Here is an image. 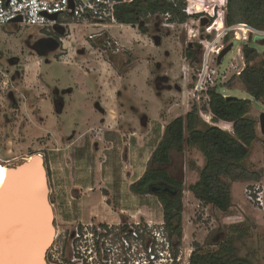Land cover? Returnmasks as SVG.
I'll return each mask as SVG.
<instances>
[{"label": "rangeland", "instance_id": "1", "mask_svg": "<svg viewBox=\"0 0 264 264\" xmlns=\"http://www.w3.org/2000/svg\"><path fill=\"white\" fill-rule=\"evenodd\" d=\"M197 1L192 4V13L202 16L198 14L185 23L172 24L168 29L163 28V19L153 17L148 21V33H142L143 37L136 27L118 23L105 27L124 46L119 54L110 56L111 74L105 73L116 82L118 94L117 102L113 103L117 107L114 106L112 124L103 123L105 116L96 107L98 91L93 79L97 77L96 73L104 72L99 70L98 54L94 50L99 45L88 38L92 28H75L74 35L67 38V47L61 45L47 59L35 51H32L35 58L30 54L35 43H30V36L33 35L34 40L45 31L35 26L20 27L17 23L0 26V165L13 168L33 156L44 159L55 227L54 241L46 256L48 264H98L97 257L103 255L106 250L104 244L108 241L103 244L101 240L91 239V235L87 240H81L79 235L82 230L86 233L91 231L99 219H107L110 215L119 218L116 214L120 207H126L125 203V213H128L125 221L147 223L137 211L146 198L134 195L128 185L141 175L146 159L169 120L186 114L196 104L201 118L208 124L214 123L213 113L205 108L209 102L206 89L230 81V88L226 86L223 91L225 94L252 99L238 78V72L245 67L242 48L247 43L255 46L258 63L263 57L264 45L255 43L254 36L264 35V32L252 31L244 37L241 32L237 35L236 30L232 31L233 27L248 25L236 24L224 38L228 27L224 23L226 0H200V6ZM210 7L209 14L205 9ZM201 8L204 9L202 12ZM203 15L211 17L209 24L214 25L216 21L221 28L217 24L211 28H208V23L203 26ZM155 37L160 39L158 43ZM232 42V49L217 64L218 52ZM189 43L197 51L195 59L187 57ZM84 46L88 53H83ZM206 55L210 62L205 75ZM146 70L148 80L144 77ZM118 74L123 80L117 78ZM202 74L205 75L204 80ZM184 75L188 76L187 89L180 95L176 86L181 85ZM149 86L154 91L149 93L145 89ZM56 87L74 91L63 96L67 105L62 113H57L53 104ZM173 90L175 94H171ZM11 93L19 102L17 106L9 99ZM156 96L163 99L162 103ZM252 101L249 113L257 120L258 139L242 163L261 177L239 181L226 177L231 184L232 195V206L226 212L202 204L189 190L185 191L184 237L179 247L181 264H189L195 241L204 243L205 249H214L217 245L209 242L218 243L227 237L235 238L242 256L250 257L256 264H264V211L248 198L246 192L249 185L264 184V134L260 126L264 99ZM217 123L233 132L232 123ZM107 125L114 131L108 132ZM147 127L151 138L148 137L146 142L141 131ZM129 128L137 130L138 136H130ZM87 129H91L90 135L82 137ZM99 129V136H105L106 146L97 148L91 140H95V132ZM140 143H145L144 148L138 147ZM171 155L172 162L166 168L173 177L183 180L188 189L200 179L207 163L206 156L199 146H187L184 153L172 152ZM101 187L117 192L110 195V205L99 218L93 210L96 203L94 206L93 203L84 204L83 194L84 191L89 192L87 196L95 201ZM148 207L147 217L154 227H160L162 208L156 201L148 203ZM117 251H121L118 245ZM173 251L177 253L175 247ZM143 253L142 249L131 252V264H143Z\"/></svg>", "mask_w": 264, "mask_h": 264}, {"label": "trees", "instance_id": "2", "mask_svg": "<svg viewBox=\"0 0 264 264\" xmlns=\"http://www.w3.org/2000/svg\"><path fill=\"white\" fill-rule=\"evenodd\" d=\"M186 7V0H133L119 5L116 15L120 23L139 25L140 31L147 33L145 24L154 14L171 12L170 22H187L192 15L185 11ZM226 11L225 23L228 27L245 24L264 31V0H227ZM56 36L60 37L61 32ZM242 51L245 67L238 78L253 100H263L264 53L256 63L258 49L255 46L244 44ZM196 53V50L189 49L187 57L194 58ZM229 84L230 81L221 86L216 84L206 93L214 122L222 120L232 123L233 132L225 130L220 124L206 123L195 104L191 111L166 123L145 172L130 185L134 195L156 196L162 206L165 231L177 253L184 237L185 191L189 190L202 204L226 212L232 206V195L231 184L225 178L239 181L258 180L261 177L257 171L242 163L248 158L252 144L258 139L257 120L249 113L253 101L250 98L225 96L223 91L226 86L230 88ZM187 146H199L207 159L200 179L188 189L183 180L173 177L166 168L172 161V152L184 153ZM209 243L216 244L217 247L205 249L204 243L194 242L189 264H256L250 257L239 253L233 237Z\"/></svg>", "mask_w": 264, "mask_h": 264}, {"label": "built area", "instance_id": "3", "mask_svg": "<svg viewBox=\"0 0 264 264\" xmlns=\"http://www.w3.org/2000/svg\"><path fill=\"white\" fill-rule=\"evenodd\" d=\"M132 1L133 0H0V25L17 23L20 27L24 25L29 27L35 26L40 31H45L43 35L46 37L54 36V34L61 32L59 41L65 46V48L67 47V38L74 35L76 32L75 28L79 26L84 27L85 29L92 28L93 30L89 33L88 38L94 42L101 41L103 43L102 50L104 53L117 54L121 51V47L115 40L106 34L107 28L105 27L119 23L116 15L117 7L123 3H129ZM186 4L187 7L185 8V11L188 14H193L188 11L187 0ZM211 9L212 7L205 10L210 14ZM55 14L57 16L56 18H53L52 16ZM20 17L22 20L18 21ZM152 17H160L163 19V26L168 28L172 24L177 23L170 22L172 18L171 12L154 14ZM210 20L211 17L208 18V22ZM213 24H217L219 28H221L220 23L214 21ZM214 25L208 23V28H211ZM230 28L231 27H227L225 31ZM249 30L250 32L258 31L251 27H249ZM52 32L54 34H52ZM206 46L208 47V45ZM206 58H208L207 55L205 56V63ZM203 72L205 73V70ZM205 75L202 74L203 80ZM197 89H199V87H197ZM207 90L208 89H206L205 92ZM225 96H227V94H225ZM206 98L209 99V96L207 95ZM207 106L210 111L209 103H207ZM212 124L218 125L217 122ZM100 133L101 129L95 132V138H97ZM250 186L251 185L246 189L248 198L253 201L259 209L264 211V189H261L262 187L264 188V184L259 183ZM159 224L160 227H154L151 221L143 223L139 220L133 223H128V226L132 228V231L131 233H127V236L125 235L122 237L121 247L131 249L132 252H139V250L142 249L144 251L143 264H181L179 261V253L173 251L174 245H172L168 233L165 231L164 222H160Z\"/></svg>", "mask_w": 264, "mask_h": 264}, {"label": "water", "instance_id": "4", "mask_svg": "<svg viewBox=\"0 0 264 264\" xmlns=\"http://www.w3.org/2000/svg\"><path fill=\"white\" fill-rule=\"evenodd\" d=\"M56 16L55 14L52 17L56 18ZM21 20L22 18L20 17L18 21ZM207 23L208 18L203 17L201 19V24L204 26ZM154 39L157 43L160 40L158 37ZM34 42L33 50L39 56L46 57L47 59L61 46L60 41L54 36L40 37ZM254 42L264 45V35L256 34L254 36ZM233 45L234 43L232 42L220 51L217 57V64L221 63L222 58L232 49ZM67 90L71 91V89ZM63 108L64 103H59L56 107L57 113H62ZM260 126L264 134V113H262L260 117ZM30 158L31 159H27L25 162L10 168V175L17 181L15 201L21 208L20 220L27 230L22 233L20 243L22 246L29 249L18 255L8 257L10 264H48L46 259L47 251L53 243L55 236L54 216L52 206L49 202V186L45 162L44 159L39 156ZM42 173L45 175L47 188L41 181ZM18 181L20 183H18ZM40 228L43 229L40 244L34 245L35 236ZM45 240L46 242H43Z\"/></svg>", "mask_w": 264, "mask_h": 264}, {"label": "crops", "instance_id": "5", "mask_svg": "<svg viewBox=\"0 0 264 264\" xmlns=\"http://www.w3.org/2000/svg\"><path fill=\"white\" fill-rule=\"evenodd\" d=\"M118 24H120V25H123V23H118ZM0 26H4V25H0ZM124 26H132V27H136L137 29H138V34H142V32L140 31V29H139V25H136V26H134V25H131V24H124ZM141 32V33H140ZM52 34H54L53 32H52ZM106 34L110 37V38H112L113 40H115L117 43H118V45L121 47V49L122 50H124V46H123V44H121L120 43V41L116 38V37H114L113 35H111L108 31H106ZM57 34H54V37H56L57 38V36H56ZM145 35H147V34H145ZM40 37H46V36H44L43 34L42 35H40ZM39 37V38H40ZM142 37H143V34H142ZM30 38H31V40H32V42H34L36 39H38V38H36V39H34L33 40V35H31L30 36ZM145 38V37H144ZM58 39V38H57ZM59 40V39H58ZM94 43H96V44H98L99 45V48H94V50L97 52V54H98V57H97V60H98V66H99V70H103V74H98V73H96L97 74V77H95L93 80H94V82H96V84H95V89L98 91V104L96 105V107H97V109L101 112V114L102 115H104L105 117H103L102 119H103V123H105V124H108V123H111L112 122V120H111V117H112V115H113V112H114V110H116V108L114 107V106H116L117 107V105H114L113 103L115 102H117V98H118V94H117V89H116V82L115 81H113V79H111V77L110 76H106L105 75V73L107 72V73H110L111 74V72L109 71V67L111 66V64H110V58H108V56L107 55H105L104 54V52H103V50H102V47H103V43L101 42V41H98V42H94ZM101 47V48H100ZM83 49V52H87L88 53V50H86V47L84 46V47H82ZM32 51H34L33 50V48L31 49V52ZM74 51V50H73ZM30 52V54L32 55V57H34L35 58V56H33V52L31 53ZM119 54V53H118ZM84 56V55H83ZM107 57V58H106ZM35 61L37 62L38 61V59H35ZM97 66V67H98ZM98 69V68H97ZM106 70V71H105ZM89 76V75H88ZM118 77V79L119 80H123L122 79V76H120L119 74L117 75ZM144 77L145 78H147V80H148V78H149V73L147 72V70H146V74H144ZM187 78H188V76L186 77L185 75H184V79H183V81H181V85H178V86H176V88H177V92H178V94H180V95H182V94H184L185 92H186V89H187ZM85 87H87V85L85 84ZM97 87H99V89H97ZM82 89V88H81ZM145 89H147V91L150 93V92H152V91H154V88H152V87H147V88H145ZM74 92V91H73ZM87 92V91H86ZM176 93V91H172L171 92V94H175ZM85 93V92H84ZM87 94V93H86ZM227 95H231V94H227ZM162 96V95H161ZM156 97H159V96H156ZM156 97H154V99H156ZM157 100V99H156ZM158 100H159V102L160 103H162V101H163V99L161 100V97H159L158 98ZM158 100H157V102H158ZM87 102V101H86ZM86 104V103H85ZM84 104V105H85ZM67 105V104H66ZM84 105H82V106H84ZM171 107H173V106H171ZM115 113V112H114ZM112 124V123H111ZM113 126V125H112ZM106 128H108V132H111V131H114L113 129H111L112 127H110V126H105ZM114 127V126H113ZM90 130L91 129H87V130H85L84 132H83V134H82V137H85V136H88V135H90L89 134V132H90ZM144 130V131H143ZM163 130H164V126H163V128H162V131H161V134L159 135V137H158V139H157V142H156V145L154 146V149H155V147L157 146V144H158V142L160 141V139H161V137H162V135H163ZM129 131H130V136H138V134H137V130L135 131V130H131V128H129ZM108 134V133H107ZM104 135V134H103ZM103 135H101V136H98L97 137V139L95 138V140H93L92 139V135H91V141H93L94 142V144H96V146H97V148H100V147H102V146H106L104 143H106L105 142V136H103ZM141 136H142V139H144V141H146L147 142V140L149 139V138H151V137H149L150 135H149V127H147V128H144V129H142V131H141ZM81 137V138H82ZM149 137V138H148ZM130 140H132V137H130ZM133 141V140H132ZM143 141V142H144ZM144 146H145V143H140L139 144V146L138 147H140V148H144ZM154 149L151 151V153H150V155H149V157L146 159V165H145V168H144V170L141 172V175L140 176H138L137 177V179L138 178H140L142 175H143V173L145 172V170H146V168H147V166H148V164H149V161H150V158H151V156H152V153H153V151H154ZM106 150V149H105ZM172 162V161H171ZM131 183H133V182H131ZM131 183H129V185H128V187H129V189H130V185H131ZM105 188H103V187H101L100 188V195L98 194V192H97V194H98V196L99 197H97V200L95 199V201L94 200H90L89 199V192L87 193V191H84V199H83V201H84V204H87V206H88V204H90L91 205V203H93L92 205L94 206V204L96 203V205H95V207L93 208V210L94 211H96V213L98 214V217H99V215H102L103 214V212L105 211V210H107V208L109 207V202H108V198L110 197V195H112V193L113 194H115L117 191H110L109 189H105ZM107 190V191H106ZM131 191V190H130ZM88 195V196H87ZM87 196V197H86ZM144 197L146 198V200L145 201H142L141 203H140V207H139V209L137 210V211H139V212H141V214H142V216H143V218H145L147 221H152V220H150L149 219V217H147V214H146V211H149V207H148V203H150V202H154V201H156L159 205H160V207L162 208V206H161V204H160V202L158 201V199L156 198V196H154V195H152V194H148V195H144ZM133 201V200H132ZM199 201V200H198ZM95 202V203H94ZM125 203V202H124ZM126 207H127V204L125 203L124 204ZM84 206H86V205H84ZM134 206V205H133ZM126 207H120V209H126ZM134 208V207H133ZM133 208H131L133 211L132 212H134V209ZM135 216V215H134ZM149 216V215H148ZM103 217V216H102ZM99 218H101V216L99 217ZM108 218H112V219H115L116 217L115 216H109ZM116 219H118V218H116Z\"/></svg>", "mask_w": 264, "mask_h": 264}, {"label": "flooded vegetation", "instance_id": "6", "mask_svg": "<svg viewBox=\"0 0 264 264\" xmlns=\"http://www.w3.org/2000/svg\"><path fill=\"white\" fill-rule=\"evenodd\" d=\"M198 14H199V17L202 16V15H200V13H195V14H191L192 15L191 18H195ZM150 19H151V17H150ZM145 25L147 27L148 23H146ZM163 28L168 29V27H163ZM147 29H148V27H147ZM60 37H58V39ZM31 42H32V40L30 41V43ZM30 43H29V45L31 46L32 43L31 44ZM192 48H193V45L191 43H189V48L187 49V51L189 49H192ZM192 50H194V49H192ZM77 51H78V49L75 50L76 53H77ZM121 51H122V49H121ZM104 54L107 55L108 58H110V56H112V55H116L115 53H109V54L104 53ZM195 56L192 59H195ZM110 60H111V58H110ZM68 89H70V88H68ZM72 92H73V89H71V91H68L67 89H64V88L59 89L57 87L54 89L53 104L55 106V111H56V107L59 103H64V108H63V112H64L67 103L65 102L66 100L63 96L65 94L72 93ZM9 99L13 100L14 104L16 106L19 104L15 94H13V93H11L9 95ZM97 104H98V101L96 102V105ZM123 210L124 209H120L119 210L120 212L118 214H116L119 217L118 219H115V220L114 219H108V218L107 219H99L97 224L92 225L91 231H88L86 233V232H84V230H82V234L79 235L81 240H83V239L85 240L88 236L91 235L92 236V238L90 237L91 239L101 240L103 244H104L105 240L108 241L107 244H104L106 247V250L103 253V255L100 254V257H97V263L98 264H131V262H132V254H131L132 251H131V249H126V248L121 247L122 237L125 235L127 236V233H131V231H132V228L128 226V222L125 221V219L127 218L126 214H128V213H125V210L123 212ZM110 216H112V215H110ZM117 245L120 246V249H121V251L119 253L117 251ZM85 247L87 248L86 245H85ZM83 256L84 255L82 254V259L84 261ZM82 264H84V262Z\"/></svg>", "mask_w": 264, "mask_h": 264}, {"label": "snow or ice", "instance_id": "7", "mask_svg": "<svg viewBox=\"0 0 264 264\" xmlns=\"http://www.w3.org/2000/svg\"><path fill=\"white\" fill-rule=\"evenodd\" d=\"M16 185L17 181L11 175L0 183V264H10L8 257L29 250L20 243L22 233L27 230L20 220L21 208L15 201ZM42 232L43 229L40 228L35 236L34 245L40 244Z\"/></svg>", "mask_w": 264, "mask_h": 264}, {"label": "bare ground", "instance_id": "8", "mask_svg": "<svg viewBox=\"0 0 264 264\" xmlns=\"http://www.w3.org/2000/svg\"><path fill=\"white\" fill-rule=\"evenodd\" d=\"M187 2H188V11H189V13H192V9H193V3L195 2V0H187ZM198 2V4H199V6H200V0H198L197 1ZM204 9L203 8H201V10H200V12H202ZM194 14V13H193ZM232 30V29H231ZM234 30H236L237 32V35H239V34H241L242 33V35H244V37H245V35L248 33V32H250V30H249V27H247V26H244V25H239V26H237V27H233V30L232 31H234ZM231 31H229L228 32V30H226L225 31V33H226V35L224 36V38L225 37H227L228 36V34L230 33ZM239 32H241V33H239ZM258 32V31H257ZM224 34V33H223ZM211 46V45H210ZM219 53V52H218ZM207 55H208V53H207ZM205 60V59H204ZM209 62H210V59H209V57L208 58H206V63H205V72H206V70H207V68H208V65H209ZM205 74V73H204ZM222 127H224L223 125H221ZM225 128V127H224ZM28 159V158H27ZM29 159H31V158H29ZM28 159V160H29ZM11 174V169H10V167L9 166H1L0 165V183H2L3 181H5V180H7V178H8V176ZM41 181H42V183L44 184V186L47 188V185H46V181H45V175L42 173V177H41ZM18 183H20L19 181H18ZM22 184V183H21ZM54 209V208H53ZM44 217V216H43ZM42 218V217H41Z\"/></svg>", "mask_w": 264, "mask_h": 264}]
</instances>
